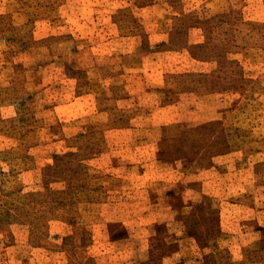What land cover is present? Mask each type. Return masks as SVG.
<instances>
[{
    "label": "rangeland",
    "instance_id": "obj_1",
    "mask_svg": "<svg viewBox=\"0 0 264 264\" xmlns=\"http://www.w3.org/2000/svg\"><path fill=\"white\" fill-rule=\"evenodd\" d=\"M0 264H264V0H0Z\"/></svg>",
    "mask_w": 264,
    "mask_h": 264
},
{
    "label": "trees",
    "instance_id": "obj_2",
    "mask_svg": "<svg viewBox=\"0 0 264 264\" xmlns=\"http://www.w3.org/2000/svg\"><path fill=\"white\" fill-rule=\"evenodd\" d=\"M196 51H201L202 49H204L205 47L203 45L200 46H194L193 47Z\"/></svg>",
    "mask_w": 264,
    "mask_h": 264
}]
</instances>
